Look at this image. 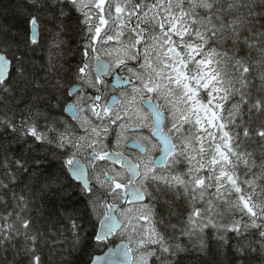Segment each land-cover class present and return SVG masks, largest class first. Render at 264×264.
I'll return each mask as SVG.
<instances>
[{
	"label": "snow or ice",
	"instance_id": "snow-or-ice-1",
	"mask_svg": "<svg viewBox=\"0 0 264 264\" xmlns=\"http://www.w3.org/2000/svg\"><path fill=\"white\" fill-rule=\"evenodd\" d=\"M106 4L0 24V264H264V0Z\"/></svg>",
	"mask_w": 264,
	"mask_h": 264
},
{
	"label": "trees",
	"instance_id": "trees-1",
	"mask_svg": "<svg viewBox=\"0 0 264 264\" xmlns=\"http://www.w3.org/2000/svg\"><path fill=\"white\" fill-rule=\"evenodd\" d=\"M150 2V0H149ZM18 3V0H0V24L8 26L12 31L23 30V21L22 18L17 16L15 5ZM41 43L45 42V35L43 31L40 34ZM83 43V37L79 35H73L69 40L68 46L65 48V56L64 59L67 63L71 65H75L80 59V49ZM70 49V51H69ZM43 53L38 55L37 59H43ZM68 101H71V97H68ZM65 117L69 118L65 113ZM70 119V118H69ZM158 213L160 215L167 216V210L163 207L158 209ZM172 222H175L173 218ZM114 241V243L112 242ZM119 240L113 238L110 240V246L116 244ZM106 249V248H105ZM101 252H96L95 254H99ZM66 254V253H65ZM9 255V259H10ZM259 264V262H258Z\"/></svg>",
	"mask_w": 264,
	"mask_h": 264
},
{
	"label": "rangeland",
	"instance_id": "rangeland-1",
	"mask_svg": "<svg viewBox=\"0 0 264 264\" xmlns=\"http://www.w3.org/2000/svg\"><path fill=\"white\" fill-rule=\"evenodd\" d=\"M111 3H113V0H107V4H106V9H107V5H110ZM115 27V25H110L109 27H108V30H107V33L109 34V35H111V34H113L112 33V29Z\"/></svg>",
	"mask_w": 264,
	"mask_h": 264
},
{
	"label": "water",
	"instance_id": "water-1",
	"mask_svg": "<svg viewBox=\"0 0 264 264\" xmlns=\"http://www.w3.org/2000/svg\"><path fill=\"white\" fill-rule=\"evenodd\" d=\"M123 86H126V85L121 84V87H123ZM65 114H66L69 118H71V116H72L71 111L65 112ZM120 243H121V242H118L114 247H116V246L119 245ZM111 247H112V246H111ZM104 251L106 252L107 249H105ZM103 254H104V253L102 252V253L97 254V255H103Z\"/></svg>",
	"mask_w": 264,
	"mask_h": 264
},
{
	"label": "flooded vegetation",
	"instance_id": "flooded-vegetation-1",
	"mask_svg": "<svg viewBox=\"0 0 264 264\" xmlns=\"http://www.w3.org/2000/svg\"><path fill=\"white\" fill-rule=\"evenodd\" d=\"M80 134H83V133H80ZM129 151H131V152H133V154H135V150L134 149H130ZM158 155H159V153H154V156H158Z\"/></svg>",
	"mask_w": 264,
	"mask_h": 264
}]
</instances>
